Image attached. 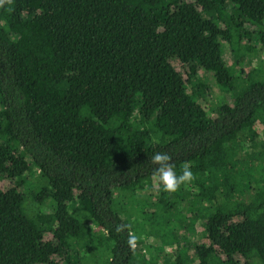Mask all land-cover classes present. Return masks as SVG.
<instances>
[{
    "label": "trees",
    "instance_id": "trees-1",
    "mask_svg": "<svg viewBox=\"0 0 264 264\" xmlns=\"http://www.w3.org/2000/svg\"><path fill=\"white\" fill-rule=\"evenodd\" d=\"M1 1L0 264H264V0Z\"/></svg>",
    "mask_w": 264,
    "mask_h": 264
},
{
    "label": "rangeland",
    "instance_id": "rangeland-1",
    "mask_svg": "<svg viewBox=\"0 0 264 264\" xmlns=\"http://www.w3.org/2000/svg\"><path fill=\"white\" fill-rule=\"evenodd\" d=\"M2 6V1L0 0V7ZM223 46H224V56L226 59V62L229 65H232L233 63H235V57L233 56V54L230 51L229 45L224 41L223 42ZM264 61V51L263 52H259V54L255 55V56H248L245 57L242 60L241 63V69L243 68L244 70V74L243 77H246L247 73H249L252 69L254 68H258L260 66V62ZM181 69V68H180ZM200 76H205L204 72L200 73ZM220 98V91L219 89L212 85V93H211V101L212 104L217 103V101ZM228 100V99H227ZM39 181V175L38 172L36 170H31L29 172H27V174L24 177V186H23V192L28 193L31 190H34L37 186H38V182ZM0 186L5 190L8 191L10 188H12V185L10 183L9 180L3 179L0 183ZM73 207L75 208L76 205ZM149 228H147L148 230ZM150 231V230H148ZM147 231V232H148ZM202 230H200L201 232ZM139 237H140V242L139 244H137L136 246V250L139 251L140 253L143 251V253L147 254V256L149 258L158 255L159 251L158 249L161 247V243L160 240L157 239V241L153 238V237H146L144 236L145 233H138ZM52 234H49L48 237L49 239L52 238ZM156 238V237H155ZM176 249L175 248H169L167 251H165V254H167V256H172L173 252H175ZM242 264L245 263V260L243 258H239L238 259ZM88 264V263H86Z\"/></svg>",
    "mask_w": 264,
    "mask_h": 264
},
{
    "label": "clouds",
    "instance_id": "clouds-1",
    "mask_svg": "<svg viewBox=\"0 0 264 264\" xmlns=\"http://www.w3.org/2000/svg\"><path fill=\"white\" fill-rule=\"evenodd\" d=\"M170 160L171 157L166 152H157L151 157V162L157 166L153 176L158 179L165 192L177 191L181 185L190 182L193 176L189 165L185 164L178 173ZM120 230L118 227L117 231ZM128 243L135 247V238L130 237Z\"/></svg>",
    "mask_w": 264,
    "mask_h": 264
}]
</instances>
